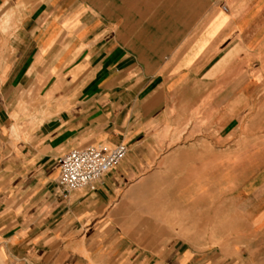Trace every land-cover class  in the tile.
Masks as SVG:
<instances>
[{
    "label": "crops",
    "instance_id": "crops-1",
    "mask_svg": "<svg viewBox=\"0 0 264 264\" xmlns=\"http://www.w3.org/2000/svg\"><path fill=\"white\" fill-rule=\"evenodd\" d=\"M113 4L0 0V246L100 264L161 197L202 264H264V0ZM121 142L59 195L61 156Z\"/></svg>",
    "mask_w": 264,
    "mask_h": 264
},
{
    "label": "rangeland",
    "instance_id": "rangeland-1",
    "mask_svg": "<svg viewBox=\"0 0 264 264\" xmlns=\"http://www.w3.org/2000/svg\"><path fill=\"white\" fill-rule=\"evenodd\" d=\"M174 0H159V4ZM176 1V0H175ZM119 6V0H113ZM133 5L135 0H127ZM155 204L152 212H133L127 215L122 224L121 244L115 248L117 254L100 264H202L204 253L213 250L202 249L203 238L212 234H180L183 223L179 219H165V206ZM37 230V229H36ZM173 234H170V233ZM178 232V233H177ZM51 234H49L50 236ZM51 239H46L35 248L29 256L21 248L14 246L8 251L0 246V264H88L89 258L84 254L76 258L60 257V251ZM186 242V243H185ZM33 246V245H32ZM188 247L189 250H186Z\"/></svg>",
    "mask_w": 264,
    "mask_h": 264
},
{
    "label": "built area",
    "instance_id": "built-area-1",
    "mask_svg": "<svg viewBox=\"0 0 264 264\" xmlns=\"http://www.w3.org/2000/svg\"><path fill=\"white\" fill-rule=\"evenodd\" d=\"M127 151L128 146L124 142L109 147L89 144L73 149L59 159L56 191L67 198L74 190L100 181L126 157Z\"/></svg>",
    "mask_w": 264,
    "mask_h": 264
}]
</instances>
